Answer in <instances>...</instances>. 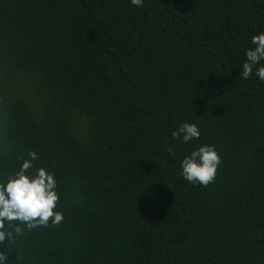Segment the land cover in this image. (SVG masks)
Here are the masks:
<instances>
[{"label":"trees","instance_id":"16d2710c","mask_svg":"<svg viewBox=\"0 0 264 264\" xmlns=\"http://www.w3.org/2000/svg\"><path fill=\"white\" fill-rule=\"evenodd\" d=\"M262 30L264 0H0V179L35 151L63 213L9 264H264V83L239 75ZM202 143L203 187L179 168Z\"/></svg>","mask_w":264,"mask_h":264},{"label":"clouds","instance_id":"9594fccd","mask_svg":"<svg viewBox=\"0 0 264 264\" xmlns=\"http://www.w3.org/2000/svg\"><path fill=\"white\" fill-rule=\"evenodd\" d=\"M144 0H129L131 6L141 7ZM252 47L244 50L239 75L241 79L256 77L264 83V30L253 34ZM200 129L194 122L182 121L172 130L171 138L187 144L198 140ZM18 168L0 179V242L7 244L37 227L60 224L63 213L57 209L59 194L54 174L43 166H35L37 153L29 150L27 158L18 157ZM220 156L211 144L193 147L179 161L180 176L190 184L207 186L216 176ZM8 248V247H7ZM10 249V248H8ZM7 251H0V264H9Z\"/></svg>","mask_w":264,"mask_h":264}]
</instances>
